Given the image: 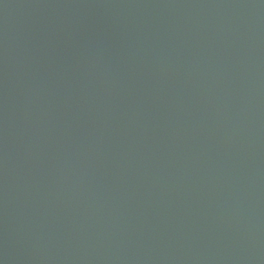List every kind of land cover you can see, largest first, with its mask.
<instances>
[{
  "label": "water",
  "instance_id": "1",
  "mask_svg": "<svg viewBox=\"0 0 264 264\" xmlns=\"http://www.w3.org/2000/svg\"><path fill=\"white\" fill-rule=\"evenodd\" d=\"M0 264H264V0H0Z\"/></svg>",
  "mask_w": 264,
  "mask_h": 264
}]
</instances>
